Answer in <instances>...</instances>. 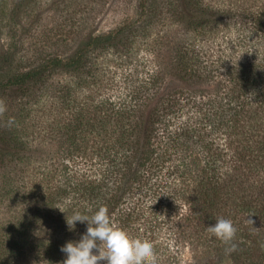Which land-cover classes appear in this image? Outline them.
<instances>
[{
  "label": "trees",
  "instance_id": "trees-1",
  "mask_svg": "<svg viewBox=\"0 0 264 264\" xmlns=\"http://www.w3.org/2000/svg\"><path fill=\"white\" fill-rule=\"evenodd\" d=\"M38 1L0 0V89L34 90L58 70L85 91L54 129L50 167L28 175L22 148L23 204L0 227V264H63L61 246L87 229L66 216L100 206L121 229L163 231L158 264H264V0H136L102 31L94 10L116 0H50L61 33L21 54ZM133 60L144 75L116 94L115 69ZM0 140L25 144L2 115ZM220 217L237 229L231 254L207 231Z\"/></svg>",
  "mask_w": 264,
  "mask_h": 264
},
{
  "label": "rangeland",
  "instance_id": "rangeland-1",
  "mask_svg": "<svg viewBox=\"0 0 264 264\" xmlns=\"http://www.w3.org/2000/svg\"><path fill=\"white\" fill-rule=\"evenodd\" d=\"M135 1L116 0L107 14L102 9V5L96 6L94 14H97L95 20L98 22V30L102 31L112 26L123 14L121 5L125 6L124 11H131L130 8H133ZM49 3L50 0H39L35 4L36 10L33 11V14L35 15L36 11L43 13L42 8L49 6ZM84 5L85 3L82 6ZM86 5L89 6L88 2H86ZM97 8L101 11L98 12ZM50 14L51 11L47 14L43 13L40 23L33 25V28L23 35L21 54L28 48L32 51L31 48L37 41V43H44L49 39L56 38L54 32L61 33L57 29L54 31L53 24L55 20H51ZM42 23L47 24L40 25ZM43 29L49 31L48 35L43 32ZM233 33L235 32L233 31ZM9 35L8 25H6L5 20L0 19V44L3 51L8 47ZM68 45L66 46L68 47ZM49 47L50 51H57L63 48L62 46H54L52 40L49 43ZM244 47L248 46H240L238 44L235 49V54L240 58L248 55H244L246 50L243 49ZM141 60L146 61L145 58H140L139 61ZM142 69L143 67L136 65L135 60L132 63H122L116 67L114 92L116 94H125L134 84H138L140 76L144 75ZM44 81V83L40 82L39 86L36 85L34 90H31L27 85L21 87L11 86V88H7L6 90L0 89V100L4 101L7 108L6 112L2 115L4 122L9 125L14 135L16 132L19 140L25 143L22 146L19 145L17 140H12L10 142L7 141L4 145L0 140V227L4 228L2 231L5 230L15 211L19 210L20 204H23L22 198L18 197L19 203L13 202L14 196L16 198L15 194L22 190L21 175L24 172L23 170H26L27 167L28 171H30L28 175L33 174V176H36L40 174V168L45 166L50 167V157H54L55 152L58 151V144L55 142L57 136L54 135V129L58 127L61 116L64 118L67 112H70L72 99L76 101L82 100V94L85 91V89H80L75 81L69 78L66 72L60 73L58 70L51 71ZM132 81H134L133 85L131 84ZM126 85L128 86L126 87ZM109 92L113 93V90L110 89ZM63 95L66 102L60 103L61 96ZM10 121L11 123H9ZM27 145L31 149V165L24 167L21 163L22 157H25L22 148H26ZM123 230L131 237L147 240L152 245H154L155 241L164 239L163 231L159 232L158 236L152 237L149 231L142 233L141 229ZM100 264H106V262L102 261Z\"/></svg>",
  "mask_w": 264,
  "mask_h": 264
},
{
  "label": "clouds",
  "instance_id": "clouds-1",
  "mask_svg": "<svg viewBox=\"0 0 264 264\" xmlns=\"http://www.w3.org/2000/svg\"><path fill=\"white\" fill-rule=\"evenodd\" d=\"M6 110L4 101L0 100V115ZM77 222H87V229L79 241H69L61 246V252L66 254L63 264H100L102 261L106 264H158L153 245L147 240L133 238L115 226L107 207L100 206L90 216L80 212H74L71 218L66 216L69 231L75 229ZM249 223L253 225L251 219ZM207 231L227 246L229 254L237 250L238 245L234 242L237 229L230 219L217 218Z\"/></svg>",
  "mask_w": 264,
  "mask_h": 264
}]
</instances>
